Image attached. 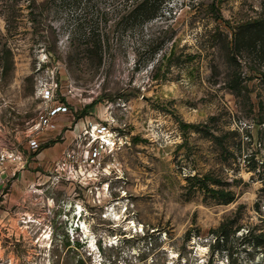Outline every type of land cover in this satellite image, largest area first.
I'll return each mask as SVG.
<instances>
[{
    "label": "rangeland",
    "instance_id": "1",
    "mask_svg": "<svg viewBox=\"0 0 264 264\" xmlns=\"http://www.w3.org/2000/svg\"><path fill=\"white\" fill-rule=\"evenodd\" d=\"M141 1L0 0V140L40 75L72 107L0 197V264H264V46L234 49L264 0Z\"/></svg>",
    "mask_w": 264,
    "mask_h": 264
},
{
    "label": "built area",
    "instance_id": "2",
    "mask_svg": "<svg viewBox=\"0 0 264 264\" xmlns=\"http://www.w3.org/2000/svg\"><path fill=\"white\" fill-rule=\"evenodd\" d=\"M58 88V83L53 80H44V74L40 75L37 79L36 89V96L40 99V105L34 117L27 121L24 129L25 146L17 145L14 140H0V197L7 194L17 175L22 173L36 158L32 154L38 153L42 149L44 133L57 128L56 117L62 113L72 114L70 104L57 98ZM71 89L68 90L72 91ZM95 130L97 136H99L100 145L97 144L87 151V159L91 163H96L98 158H100L102 149L107 144L106 135H112V132L105 124L95 128ZM91 131L94 132V129ZM91 131L87 130V133L90 132L92 134Z\"/></svg>",
    "mask_w": 264,
    "mask_h": 264
},
{
    "label": "trees",
    "instance_id": "3",
    "mask_svg": "<svg viewBox=\"0 0 264 264\" xmlns=\"http://www.w3.org/2000/svg\"><path fill=\"white\" fill-rule=\"evenodd\" d=\"M154 1L156 0H142L138 3V7L146 6V12H150L152 10L150 3H154ZM152 16H154L153 13ZM258 44L264 46V15L243 21L234 30V49L238 53L242 54L256 48Z\"/></svg>",
    "mask_w": 264,
    "mask_h": 264
},
{
    "label": "bare ground",
    "instance_id": "4",
    "mask_svg": "<svg viewBox=\"0 0 264 264\" xmlns=\"http://www.w3.org/2000/svg\"><path fill=\"white\" fill-rule=\"evenodd\" d=\"M108 138H109V137H108ZM109 140H111V138H109ZM109 140H108V141H109ZM112 140H113V139H112ZM108 143H110V142H108ZM111 144H112V142H111ZM134 224H135V223H134Z\"/></svg>",
    "mask_w": 264,
    "mask_h": 264
},
{
    "label": "crops",
    "instance_id": "5",
    "mask_svg": "<svg viewBox=\"0 0 264 264\" xmlns=\"http://www.w3.org/2000/svg\"><path fill=\"white\" fill-rule=\"evenodd\" d=\"M59 123H60V122L58 121V123H57V124L59 125Z\"/></svg>",
    "mask_w": 264,
    "mask_h": 264
}]
</instances>
